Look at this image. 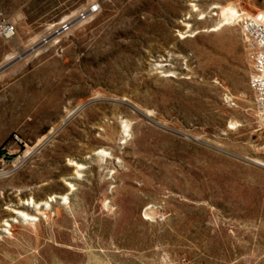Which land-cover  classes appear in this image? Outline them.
Returning <instances> with one entry per match:
<instances>
[{
  "label": "rangeland",
  "instance_id": "374dc122",
  "mask_svg": "<svg viewBox=\"0 0 264 264\" xmlns=\"http://www.w3.org/2000/svg\"><path fill=\"white\" fill-rule=\"evenodd\" d=\"M60 3L49 28L99 11L45 51H31L44 28L0 39V264H264L253 58L220 17L264 0H0V12L30 23Z\"/></svg>",
  "mask_w": 264,
  "mask_h": 264
},
{
  "label": "built area",
  "instance_id": "2783aa9c",
  "mask_svg": "<svg viewBox=\"0 0 264 264\" xmlns=\"http://www.w3.org/2000/svg\"><path fill=\"white\" fill-rule=\"evenodd\" d=\"M264 6V3H263ZM99 11L98 4H91L76 16L49 28L39 40L32 45L31 51L41 52L48 50L65 36L76 22L85 23ZM236 22L245 42L250 46L252 53V74L249 87L253 94L254 106L259 120L264 126V7L257 15L239 19ZM16 36V24L5 13L0 12V39L10 41ZM16 142L21 140L16 138Z\"/></svg>",
  "mask_w": 264,
  "mask_h": 264
},
{
  "label": "crops",
  "instance_id": "0c3cea01",
  "mask_svg": "<svg viewBox=\"0 0 264 264\" xmlns=\"http://www.w3.org/2000/svg\"><path fill=\"white\" fill-rule=\"evenodd\" d=\"M61 5L62 4L60 3L58 5H51V6H49L50 11L48 13L44 14L40 19H37L36 21H32L30 23L24 22L23 21V18L20 17L19 15H10L11 19L16 23V34H17V32H26V33L33 32L36 29H42V28H44V31H47L46 29L49 28V26L51 25L48 22L51 21V18L53 16L54 17H57L58 16V14L57 13H54L53 11L58 10V8ZM48 16H49V19L48 20H44ZM12 41H14V39Z\"/></svg>",
  "mask_w": 264,
  "mask_h": 264
},
{
  "label": "bare ground",
  "instance_id": "6f19581e",
  "mask_svg": "<svg viewBox=\"0 0 264 264\" xmlns=\"http://www.w3.org/2000/svg\"><path fill=\"white\" fill-rule=\"evenodd\" d=\"M220 17L222 21H237L242 18L250 17L245 13H239L237 7L235 5H227L226 7L221 8ZM81 166V165H80ZM80 166H76V169L81 168ZM75 175H78V171L75 170Z\"/></svg>",
  "mask_w": 264,
  "mask_h": 264
},
{
  "label": "trees",
  "instance_id": "16d2710c",
  "mask_svg": "<svg viewBox=\"0 0 264 264\" xmlns=\"http://www.w3.org/2000/svg\"><path fill=\"white\" fill-rule=\"evenodd\" d=\"M2 155L0 154V157H1ZM4 156V155H3ZM5 157V156H4Z\"/></svg>",
  "mask_w": 264,
  "mask_h": 264
}]
</instances>
